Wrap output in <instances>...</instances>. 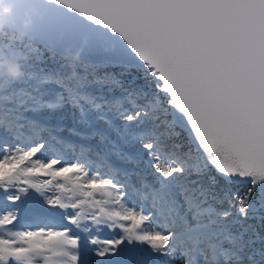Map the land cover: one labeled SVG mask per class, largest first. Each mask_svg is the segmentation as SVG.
<instances>
[{
    "label": "snow or ice",
    "instance_id": "obj_1",
    "mask_svg": "<svg viewBox=\"0 0 264 264\" xmlns=\"http://www.w3.org/2000/svg\"><path fill=\"white\" fill-rule=\"evenodd\" d=\"M36 3L95 71L0 91V264H264V0Z\"/></svg>",
    "mask_w": 264,
    "mask_h": 264
},
{
    "label": "trees",
    "instance_id": "obj_2",
    "mask_svg": "<svg viewBox=\"0 0 264 264\" xmlns=\"http://www.w3.org/2000/svg\"><path fill=\"white\" fill-rule=\"evenodd\" d=\"M8 41L9 48H4L1 42ZM38 47V51L34 50ZM89 62L62 55L51 49L27 40L12 31L0 29V80H6L12 71L28 73L43 69L45 71L55 70L65 79L72 76L74 71L80 76L92 78L95 71L88 66ZM103 72L104 70H100ZM16 87L21 85L17 84Z\"/></svg>",
    "mask_w": 264,
    "mask_h": 264
},
{
    "label": "water",
    "instance_id": "obj_3",
    "mask_svg": "<svg viewBox=\"0 0 264 264\" xmlns=\"http://www.w3.org/2000/svg\"><path fill=\"white\" fill-rule=\"evenodd\" d=\"M38 7L36 0H0V10H8V14L3 17L4 22L0 27L16 32L21 37L37 43L32 38V30L39 23ZM1 45L6 49L10 46L8 41L1 42ZM55 52L77 57L76 50L73 52L55 50ZM79 59L89 62L91 57L86 52H81Z\"/></svg>",
    "mask_w": 264,
    "mask_h": 264
},
{
    "label": "clouds",
    "instance_id": "obj_4",
    "mask_svg": "<svg viewBox=\"0 0 264 264\" xmlns=\"http://www.w3.org/2000/svg\"><path fill=\"white\" fill-rule=\"evenodd\" d=\"M8 14L7 9L0 10V25L3 24V17H6ZM24 73L20 71H12L9 73L6 80H0V91H5L8 88L12 87L14 84L18 83L19 80L23 77ZM72 76H75V72H72Z\"/></svg>",
    "mask_w": 264,
    "mask_h": 264
},
{
    "label": "rangeland",
    "instance_id": "obj_5",
    "mask_svg": "<svg viewBox=\"0 0 264 264\" xmlns=\"http://www.w3.org/2000/svg\"><path fill=\"white\" fill-rule=\"evenodd\" d=\"M151 180H152V177L149 175L147 177V181L151 182ZM31 194L35 195L34 193H31ZM55 195H60V193L59 192H55ZM95 198L96 199H103V197H101L99 194H97ZM126 204H127V206H130V207L135 206L137 209L139 207V202L137 200L133 199V198H126ZM42 226H43L42 224L33 225V230H35V228H37V227H42ZM119 231H120L119 229L115 230L116 233H119ZM107 232H108L107 229H102L100 235L103 236ZM13 264H14V262H13ZM34 264H44V261L43 260H37V261L34 262ZM169 264H179V261H178V259L177 260H169Z\"/></svg>",
    "mask_w": 264,
    "mask_h": 264
},
{
    "label": "bare ground",
    "instance_id": "obj_6",
    "mask_svg": "<svg viewBox=\"0 0 264 264\" xmlns=\"http://www.w3.org/2000/svg\"><path fill=\"white\" fill-rule=\"evenodd\" d=\"M0 29H6V28H1L0 27ZM6 30H8V29H6ZM9 31H11V30H9ZM13 32V31H12ZM14 34H17L16 32H13ZM18 35V34H17ZM18 36H20V35H18ZM68 56H71V55H68ZM74 57V56H73ZM74 58H77V57H74ZM84 61V60H83Z\"/></svg>",
    "mask_w": 264,
    "mask_h": 264
}]
</instances>
